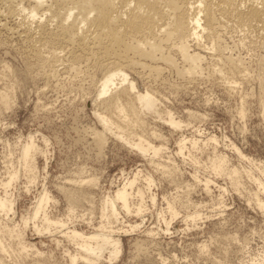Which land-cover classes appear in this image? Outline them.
I'll use <instances>...</instances> for the list:
<instances>
[{"label":"rangeland","instance_id":"obj_1","mask_svg":"<svg viewBox=\"0 0 264 264\" xmlns=\"http://www.w3.org/2000/svg\"><path fill=\"white\" fill-rule=\"evenodd\" d=\"M1 1V27V21L12 25L13 19L16 23L29 13V0H16L20 9L14 15ZM219 20L218 39L204 34L200 46L188 41L190 52L203 55L198 71L187 72L176 37L152 50L158 57L172 56L173 66L153 60L161 67L154 76L148 67H127L136 90H150L157 99V112L141 113L146 138L163 145L158 155L142 152L112 131L98 147L93 134L103 124L97 113H110L102 99L94 101L104 73L94 60L72 59L70 47L53 39L50 31L43 34L53 41L41 45L45 56L37 59L29 42L0 27V91L11 87L8 107L0 100V195L12 201L10 210H0V226L12 227L20 236L1 232L7 248L0 252L4 264H264V209L256 199L264 202V34L232 17ZM34 28L37 32V24ZM55 49L61 60L54 57ZM229 56L241 59L240 70L232 73L236 82L228 81L233 68ZM4 63L10 72L5 73ZM169 116L180 125L171 124ZM154 130L160 136L151 135ZM31 136L40 150L34 154V177L22 157ZM216 153L238 170V184L227 172L213 169ZM166 164L172 169L164 168ZM124 184L131 210L118 202L120 214L111 223L121 252L114 257L109 246L92 254V260L82 259L85 251L65 232H107L109 227H101L108 225L106 198ZM44 193L50 198L35 215Z\"/></svg>","mask_w":264,"mask_h":264},{"label":"bare ground","instance_id":"obj_2","mask_svg":"<svg viewBox=\"0 0 264 264\" xmlns=\"http://www.w3.org/2000/svg\"><path fill=\"white\" fill-rule=\"evenodd\" d=\"M3 1L8 6L10 13L13 14L17 10L19 11L20 8L17 9L16 7L19 5L16 0ZM28 2L31 4L29 13L22 19L18 18V20L16 18L18 20H16V23L15 19H13L14 24L12 25L7 23V20V22L1 21V23L2 27L9 30L12 35L17 34L16 36L19 35L29 42L27 46L30 47V52L33 51L37 59H39L38 57L45 56L41 50V45L47 41H51L52 39L49 40V38L54 35L53 39H57L60 43L70 47L69 51L71 57H73L72 59H92L97 65L96 67L104 69L101 84H99L98 95L94 98V101L98 102L99 99H102L101 103L103 101L104 104H102L110 114L103 115L97 113L100 122L103 124V130L95 131L93 134L95 135L94 140L99 145L98 147H102V144L106 142V134L108 131H112L115 135L131 142L132 145L144 153L153 150L154 155H158L161 152L163 145L158 146L152 143L144 135L146 121L142 116L141 110L157 112V99L154 92L150 90H136V83L129 76L127 67H131L128 69L132 70L135 66L139 65L143 68L148 67L149 73L159 74L161 67L153 65L151 63L153 60L160 59L173 66L174 60L172 56L161 54L158 57L152 50L157 46L160 48L167 38L172 39L176 37L179 40L177 50L189 65L187 72L193 73L198 71L201 67L200 62L203 59V55L200 52H190L188 50V41L195 40L200 46V40L204 34L213 41L218 39L219 29L222 24L219 20L221 16L232 17L240 26L256 29L261 34H264V0H50V2L48 0H29ZM10 13L9 16L11 15ZM34 24H37V32L34 30ZM51 24H55L56 30L50 29ZM46 31L52 33L49 38H46L48 36L47 33L46 36L43 34ZM61 45L59 44L60 47ZM57 49L54 50L56 54L53 55L58 60H61L58 58L60 55ZM142 58L151 61L148 63ZM229 58L233 63V68L230 69L229 73L231 74L228 73L231 75L228 77V81L234 82L232 73L234 75V71L238 72L240 70L239 64L241 63V59L232 56H229ZM3 66L5 68L4 71H6L5 73H7L10 70L9 65H5L4 63ZM261 78L260 84L262 85L261 92L263 98L261 103L264 109V77L261 76ZM118 84H122L123 86L119 88ZM0 100L8 107L11 101V87L0 91ZM241 113L243 114L244 112L241 111ZM169 120L175 126L180 125V121L176 120L173 116ZM138 130H141V132L139 133ZM152 134L160 136L155 130L151 132ZM135 135L138 136L136 141L132 140ZM211 138L214 139V137ZM194 142L196 143L197 141L194 140ZM184 144L185 142L182 140L180 142L181 149ZM36 152L39 153L40 150L35 145L31 136L30 141L23 146L22 152L24 168L28 170L30 177H34V171L37 167L34 161V154ZM168 166L170 164L164 168L167 169L169 168ZM212 167L218 173L227 172L234 184L239 183L238 170L230 169L227 166L224 155L216 153L212 160ZM166 169L165 171H167ZM174 172L173 168L172 174ZM11 180L3 182V185L8 186ZM88 181L91 184L96 183L91 178ZM89 182L86 183L89 184ZM206 182L208 184V181ZM128 183V185L132 186L134 180ZM128 185H122L116 190L113 197L108 196L106 198V207H109L108 225L103 223L101 227L102 229L109 227L107 232L95 231L84 233L77 229L65 230V234L77 240L85 251L81 255L82 259L92 260V254H101L109 246L113 248L111 250L112 256L115 257L121 252L119 238L113 236L112 232L114 230L111 223L118 220V215L120 214L117 209L118 202L122 203L127 212L131 210L129 206L130 193ZM138 192L142 196V191L138 190ZM79 194L77 193V195ZM68 196L71 200L76 199L74 191L68 192ZM49 198L50 196L44 193L38 202L35 215L39 213L42 204L48 201ZM256 199L260 208L264 209L263 200L258 197ZM11 205L12 201L7 196L0 195V210L8 211ZM168 207L173 214H176L175 206L172 203H169ZM141 210L140 206L138 212H141ZM43 221L49 222V224L52 222L46 215L43 216ZM1 232L20 239L15 229L7 225H1L0 252L7 249L1 240ZM20 243L18 244L21 245V248L26 250L25 244L23 242ZM76 259L77 257L74 256L73 260L75 261ZM0 264H4L1 258Z\"/></svg>","mask_w":264,"mask_h":264}]
</instances>
